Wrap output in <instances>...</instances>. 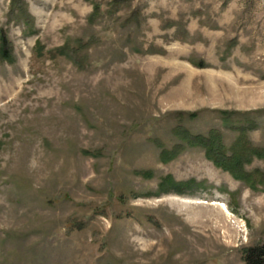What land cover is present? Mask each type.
<instances>
[{
	"label": "rangeland",
	"instance_id": "rangeland-1",
	"mask_svg": "<svg viewBox=\"0 0 264 264\" xmlns=\"http://www.w3.org/2000/svg\"><path fill=\"white\" fill-rule=\"evenodd\" d=\"M23 1L0 0V264H245L264 185L188 139L264 149V0Z\"/></svg>",
	"mask_w": 264,
	"mask_h": 264
},
{
	"label": "trees",
	"instance_id": "trees-1",
	"mask_svg": "<svg viewBox=\"0 0 264 264\" xmlns=\"http://www.w3.org/2000/svg\"><path fill=\"white\" fill-rule=\"evenodd\" d=\"M23 4V0H11V15H19L25 10ZM15 8H17L16 14L13 13ZM0 54L4 58H8L11 54L10 42L2 29L0 30ZM191 115H195V113ZM188 141L201 147L214 165L227 169L235 178L241 179L245 184L256 189L258 184L264 185V180L262 179L264 174L260 170L246 171L243 168L244 164L249 163L253 156L260 157L264 152V149L251 145L246 139L244 132L240 131L239 135L229 145L224 144L220 131L216 129H211L208 135H189ZM192 186V182H176L167 175L161 179L158 191H172L180 194L185 193ZM243 260L245 264H264V242L246 246L243 249Z\"/></svg>",
	"mask_w": 264,
	"mask_h": 264
}]
</instances>
